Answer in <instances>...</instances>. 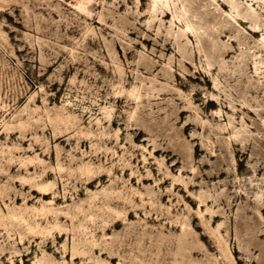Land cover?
Returning a JSON list of instances; mask_svg holds the SVG:
<instances>
[{"label":"rangeland","instance_id":"rangeland-1","mask_svg":"<svg viewBox=\"0 0 264 264\" xmlns=\"http://www.w3.org/2000/svg\"><path fill=\"white\" fill-rule=\"evenodd\" d=\"M0 264H264V0H0Z\"/></svg>","mask_w":264,"mask_h":264}]
</instances>
